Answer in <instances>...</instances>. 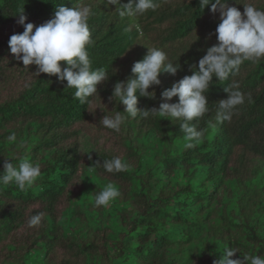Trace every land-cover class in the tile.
<instances>
[{
	"label": "trees",
	"instance_id": "1",
	"mask_svg": "<svg viewBox=\"0 0 264 264\" xmlns=\"http://www.w3.org/2000/svg\"><path fill=\"white\" fill-rule=\"evenodd\" d=\"M156 2L155 11L121 18L107 0H0V172L5 161L25 157L41 170L24 191L0 186V264H213L226 246L238 250L232 258L264 256V59L244 61L226 81L213 78L205 94L209 111L192 122L204 136L192 148L184 147L179 121L138 115L120 132L100 122L124 110L109 97L147 48L163 49L180 70L161 73V83L149 89L155 98L138 96L140 109L158 108L162 91L191 75L190 65L217 43L219 14L210 4ZM248 4L264 10V0H229L242 15ZM77 5L94 13L92 67L109 74L97 86L99 97L86 104L73 98L66 81L37 76L35 65L25 68L8 48L10 36L24 30L17 23L21 10L25 23L39 26L57 7ZM233 82L245 103L231 121L217 123V101ZM12 132L16 140L9 142ZM113 157L129 170L91 167ZM108 183L121 195L96 207L94 197ZM37 213L44 214L41 224L28 227Z\"/></svg>",
	"mask_w": 264,
	"mask_h": 264
},
{
	"label": "clouds",
	"instance_id": "2",
	"mask_svg": "<svg viewBox=\"0 0 264 264\" xmlns=\"http://www.w3.org/2000/svg\"><path fill=\"white\" fill-rule=\"evenodd\" d=\"M114 5L121 18L138 17L147 11H155L159 4L156 0H107ZM200 8L210 4V12L219 14L216 29L217 43L206 49V54L197 64L190 65L191 75H185L174 82L170 88L161 93L163 102L159 107L140 109L138 96L155 98L161 73L175 76L180 70L179 63L168 60L167 53L160 48H147L144 58L134 62L131 75L126 80L115 83L109 101L118 100L124 106L123 111H116L113 116L103 115L102 125L115 132H120L129 117H157L169 121H179V129L184 134L185 148H192L202 142L203 130H197L192 123L204 116L208 111L206 93L215 81H226L230 76L238 74L240 66L246 60L264 59V10L253 4L243 6V15L235 6H229V0H199ZM94 15L91 6L77 5L71 8L59 6L54 15L45 23L37 26L25 23L27 17L23 10L19 12L17 23L23 26L21 34H13L8 40V48L13 59L22 61L27 68L36 66V75L41 73L55 75L57 80L66 81V88L75 89L74 99L81 104L89 102L90 97L98 95V85L109 78L104 68H93L89 58L88 47L94 43L88 21ZM65 63L62 70L60 62ZM227 98L217 101L216 122L231 121L237 106L245 103V94L239 90L238 82L224 88ZM176 97L177 102H170ZM247 100L252 103L251 94ZM126 114V115H125ZM16 140L15 132L8 136L9 142ZM91 160V156L88 157ZM102 166L107 173H119L129 170V165L120 157L95 162L94 166ZM90 167V168H91ZM41 175L38 164L23 158L18 164L7 162L0 172V186L15 184L21 191L33 186ZM121 195L112 183L106 184L94 197L96 207H108ZM43 213L30 217L28 227L41 224ZM238 250L224 247L213 264H264V256L245 254L241 258H232Z\"/></svg>",
	"mask_w": 264,
	"mask_h": 264
}]
</instances>
